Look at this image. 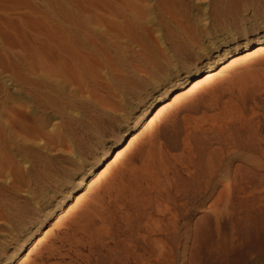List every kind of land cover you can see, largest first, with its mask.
<instances>
[{"label": "rangeland", "instance_id": "1", "mask_svg": "<svg viewBox=\"0 0 264 264\" xmlns=\"http://www.w3.org/2000/svg\"><path fill=\"white\" fill-rule=\"evenodd\" d=\"M67 1L78 0H0V71L15 64L43 63L47 19L60 15ZM236 6L246 31L264 24V0H237ZM231 34L226 38L232 39ZM238 35L235 32L233 37ZM230 59H219L214 71ZM192 85H180L184 94L174 102L170 101L175 90L168 88L164 102L168 106L147 124L158 104L112 154L104 166L107 169L53 214L63 186L75 176L71 175L74 166L61 161L60 149H44L46 155L56 154L57 161L49 178L29 188V193L18 192L19 199L26 194L29 199L20 215L0 226V264L42 215L48 218L47 228L8 264H152L151 226L167 223L174 215L180 221L187 210L192 224L184 259L183 243L167 241L173 253L163 264H198L200 258L205 264H264V49L232 64L210 85ZM79 93L83 101L69 111L78 122L92 120L95 112L86 101L91 98L88 88L81 85ZM232 115L240 121L233 123ZM57 121L59 117L52 118L46 130ZM115 125L110 118L102 122L97 138ZM218 149L221 165L211 178L206 161ZM246 150L261 156L260 165L235 159L233 168L240 166L252 173L236 179L224 174L227 154ZM93 151L86 154V160ZM59 160L70 175L61 173ZM219 188L224 191L219 193ZM245 196L257 199L245 205L241 202ZM251 207L262 209L251 213L252 225L245 227L240 219ZM231 225L237 251L225 259ZM212 248L216 251L208 253Z\"/></svg>", "mask_w": 264, "mask_h": 264}, {"label": "bare ground", "instance_id": "2", "mask_svg": "<svg viewBox=\"0 0 264 264\" xmlns=\"http://www.w3.org/2000/svg\"><path fill=\"white\" fill-rule=\"evenodd\" d=\"M236 4L237 0L64 2L62 13L47 19L44 35L47 55L43 63L15 64L0 71L3 74H0V226L20 215L27 203L29 194L20 200L18 192L29 193V188L51 175L49 170L57 156L44 154V149H60L64 153L61 161L74 166L71 175L75 176L63 186L53 214L61 212L91 178L107 169L104 166L112 154L158 104L147 124L168 106L164 103L168 88L175 90L170 101L174 102L184 94L180 85L186 82H193L192 86L210 85L232 64L263 50L264 24L246 31L243 19L237 17ZM233 31L241 34L233 37ZM227 33H232V39L226 38ZM225 57L231 59L214 71L215 63ZM81 85L88 88L91 98L86 101L95 113L92 120L78 122L69 110L83 101L79 93ZM102 115H106L105 119ZM54 117L60 121L46 130ZM230 117L233 123L240 121L238 116ZM108 118L114 119L115 127L97 138L98 128ZM92 149L91 159L86 160ZM221 155L220 149L210 152L206 161L208 177L212 178L221 165ZM235 159L260 165L261 156L249 150L228 153L223 172L234 179L252 173L240 166L233 168ZM58 162L61 173L70 175L67 166ZM223 191L219 188V193ZM256 199L245 196L241 202L252 204ZM261 209L247 210L240 219L243 226H251V213ZM48 223L46 216H40L21 235L2 264H8L25 250ZM191 224V213L187 210L180 221L174 215L167 223L151 226L152 264H163L173 253L167 241L183 243L184 259ZM233 231L231 225L230 249L225 259L237 251L232 243ZM198 264L205 261L200 258Z\"/></svg>", "mask_w": 264, "mask_h": 264}]
</instances>
